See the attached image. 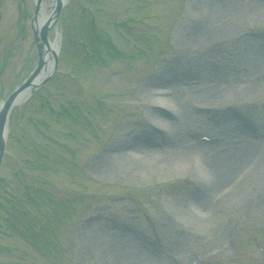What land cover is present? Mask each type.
I'll return each instance as SVG.
<instances>
[{"label": "rangeland", "instance_id": "1", "mask_svg": "<svg viewBox=\"0 0 264 264\" xmlns=\"http://www.w3.org/2000/svg\"><path fill=\"white\" fill-rule=\"evenodd\" d=\"M208 1L64 3L57 68L8 118L28 163L0 168V264H264V1ZM33 12L0 0V100L36 62Z\"/></svg>", "mask_w": 264, "mask_h": 264}, {"label": "bare ground", "instance_id": "2", "mask_svg": "<svg viewBox=\"0 0 264 264\" xmlns=\"http://www.w3.org/2000/svg\"><path fill=\"white\" fill-rule=\"evenodd\" d=\"M54 1L56 2H58V0H53V3H54ZM225 1L226 0H209L208 2H209V4H213V7H211L212 8V10H210V7H208V10H210L209 12L211 13L210 15H215V11H214V9L213 8H217L218 7V5H221V2H222V4L224 3L225 4ZM231 0H228L227 2H228V4H229V2H230ZM226 2V3H227ZM46 3H45V1H41V5H40V7H39V11H38V13H37V15H36V17H35V21H34V24H35V26L37 27V28H39V26H40V24H41V22H42V20L48 15V12L46 11V5H45ZM229 6V5H228ZM221 30V29H220ZM198 29L197 30H195L194 31V37L193 38H195L196 39V37H198ZM49 45H50V47L52 48H55V42H50L49 41ZM44 48V47H43ZM45 48H47V47H45ZM47 52V50L45 51V53H44V61H46L47 62V65H48V63L51 61V57H50V52H48V53H46ZM257 58H256V61H253V63L254 64H257ZM200 67V66H199ZM230 72H227V75L228 76H230ZM224 75H225V73H224ZM202 92H204V91H202ZM206 92V91H205ZM23 92H21L20 93V95H19V97L18 98H22L23 96V94H22ZM215 93V92H214ZM214 95V94H213ZM160 100L162 101V102H160ZM155 101V103H154V106H156V107H158V108H160L161 107V105L163 104V105H166L167 106V108L168 109H174V107H173V105H172V103L170 102V99H168V98H163V99H161V98H156V100H154ZM159 102V103H158ZM164 102V103H163ZM160 103H162V104H160ZM164 107V106H163ZM162 108V107H161ZM160 110V109H159ZM181 112L182 113H185V115H183L185 118H187V117H189V116H191L190 114H188V112H186V110H184V108H181ZM154 114H156L155 116H157V113H154ZM156 119V121H155V123H157V126H160V127H162V128H166L167 127V123L165 122V121H163V119L162 118H158V117H155ZM247 135V134H246ZM245 135V136H246ZM141 139V138H140ZM140 139H137V140H140ZM209 145L210 144H207V143H204V144H201V147H209ZM248 146L249 145H244V146H242L241 147V150L239 151H237V153H234L236 156H234L233 155V153H231V155L233 156V157H229V159H230V162H232L231 164H233V166H231L230 167V172L228 171V173H227V175H226V173L223 171V173L222 174H220L219 176H216V182L215 183H221L223 180H225L228 176H229V174H231V172H232V169L234 168V166L236 165L235 163H233V161H237L239 158H243L245 155H246V152L248 151ZM134 148L136 149V150H140V149H142V151H143V153L145 152V149H146V146H145V144L144 145H141V146H134ZM161 150V149H160ZM162 151H164V150H162ZM235 158H237L236 160H235ZM229 166V165H228ZM228 166H226V168L228 167ZM68 171H72V169L71 168H68ZM218 184H216V185H218ZM200 201V200H199ZM196 206H199V207H201L202 206V201H200V202H198V204H196ZM184 242V241H183ZM183 242H181V244L179 245V242H178V244L177 245H179V246H183ZM106 243H109L108 241L106 242ZM109 248L110 249H112V247L111 246H109ZM113 251H114V249H112V251H111V253H113ZM127 257H129V256H127ZM124 261H125V258H124Z\"/></svg>", "mask_w": 264, "mask_h": 264}, {"label": "water", "instance_id": "3", "mask_svg": "<svg viewBox=\"0 0 264 264\" xmlns=\"http://www.w3.org/2000/svg\"><path fill=\"white\" fill-rule=\"evenodd\" d=\"M39 0H37L38 2ZM38 8V6L36 5V9ZM60 8V4L58 3L55 8L54 11L52 13V17L50 20H48L47 22H43L41 23L40 27L37 29H34V35H35V39L37 41V47H38V61L36 66L33 68L30 76L21 84V86L17 87L3 102V104L0 106V160L2 157V153H3V148H4V126H5V121H6V116L8 113L9 108L11 107V105L14 102V99L16 97V95L18 94V92H20L22 89L26 88L29 85H34L36 86V84H33V79L36 77V75L41 72V70H43L44 67V51L42 49L43 44H47V31L48 28L50 26L51 23H55L56 21V16L57 13L59 11ZM54 55V60H53V68L56 65V57L55 54L53 52ZM52 71L51 70L46 73V75L44 76L43 79H41L39 81V83L45 81L49 76L50 73Z\"/></svg>", "mask_w": 264, "mask_h": 264}]
</instances>
